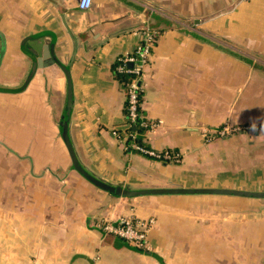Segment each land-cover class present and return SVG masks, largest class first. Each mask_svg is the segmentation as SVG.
Returning a JSON list of instances; mask_svg holds the SVG:
<instances>
[{
    "label": "crops",
    "instance_id": "crops-1",
    "mask_svg": "<svg viewBox=\"0 0 264 264\" xmlns=\"http://www.w3.org/2000/svg\"><path fill=\"white\" fill-rule=\"evenodd\" d=\"M155 33L141 79L137 136L123 134L126 74L117 59ZM0 264H264V198L107 193L71 168L60 135L66 79L37 68L25 37L54 38L68 64V134L82 165L132 188L264 191V0H0ZM229 123L250 130L211 138ZM133 130L134 127H131ZM136 129V128H135ZM139 131L138 129H136ZM153 219L145 247L102 231Z\"/></svg>",
    "mask_w": 264,
    "mask_h": 264
},
{
    "label": "built area",
    "instance_id": "built-area-1",
    "mask_svg": "<svg viewBox=\"0 0 264 264\" xmlns=\"http://www.w3.org/2000/svg\"><path fill=\"white\" fill-rule=\"evenodd\" d=\"M91 0H78V7L80 9H87L90 7ZM139 35V41L135 45L134 50L130 54L118 57L116 70L120 73L126 74L124 81L125 89V113L126 119L124 123L123 134L118 130L113 129L111 132L117 138L125 137L131 141V146L138 152L148 154L160 159L177 162L178 154L172 153L168 150L156 152L142 143L137 141V135L140 130L150 129L154 123L146 119L140 111V96L142 93L141 79L143 77L144 68L148 62L150 50L155 41V31L148 25L143 24L139 30L136 31ZM131 127H134L132 130ZM136 128V129H135ZM249 125H234L225 123L217 127L208 128L205 130L206 136L211 138H223L239 133H245L250 130ZM142 133V132H141ZM153 219H140L138 217L121 218L119 221H105L100 225L104 233L114 234L124 238L131 244L145 247L147 244V234L153 225Z\"/></svg>",
    "mask_w": 264,
    "mask_h": 264
},
{
    "label": "water",
    "instance_id": "water-1",
    "mask_svg": "<svg viewBox=\"0 0 264 264\" xmlns=\"http://www.w3.org/2000/svg\"><path fill=\"white\" fill-rule=\"evenodd\" d=\"M1 35V34H0ZM24 41L27 44V50L35 55V60L31 65V69L28 73L26 82L31 78L32 74L37 68L47 67L52 64L57 65L65 75L66 79V103L64 107V113L62 120L59 124L60 135L66 146L68 155L70 157L71 168L76 170L82 177L88 180L90 183L98 187L99 189L110 193L114 196L135 198L142 196H154V195H177V194H224L240 197H252V198H264V191L248 190L239 188H227V187H150V188H132L128 184H116L111 183L101 177L90 172L86 169L78 156L76 155L73 145L70 141L68 134V121L70 110L72 106V94H71V78L69 74V65L62 64L54 55L53 44L54 38L49 39L42 35H32L25 37ZM2 51L0 53V57Z\"/></svg>",
    "mask_w": 264,
    "mask_h": 264
},
{
    "label": "trees",
    "instance_id": "trees-1",
    "mask_svg": "<svg viewBox=\"0 0 264 264\" xmlns=\"http://www.w3.org/2000/svg\"><path fill=\"white\" fill-rule=\"evenodd\" d=\"M138 130H140L141 132L143 131V129H138Z\"/></svg>",
    "mask_w": 264,
    "mask_h": 264
}]
</instances>
